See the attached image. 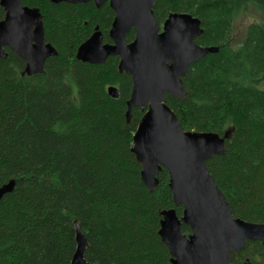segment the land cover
<instances>
[{
	"label": "trees",
	"instance_id": "trees-1",
	"mask_svg": "<svg viewBox=\"0 0 264 264\" xmlns=\"http://www.w3.org/2000/svg\"><path fill=\"white\" fill-rule=\"evenodd\" d=\"M23 5L40 9L46 41L58 54L32 76L10 49L0 58V188L13 183L0 199V264H71L77 226L92 264H172L159 234L161 212L182 216L183 207L174 204L165 168L154 191L142 180L132 147L145 111L133 109L127 122L131 76L119 72V57L100 65L77 59L96 27L112 43L109 3ZM250 6L261 21L235 47L233 23ZM172 13L200 19L197 44L219 51L192 65L184 100L167 96L166 103L185 131L231 133L226 153L207 167L234 217L264 224V0H157L159 24ZM134 38L132 31L127 40ZM111 86L118 99L108 94ZM248 261L264 264L261 242H248L231 264Z\"/></svg>",
	"mask_w": 264,
	"mask_h": 264
},
{
	"label": "water",
	"instance_id": "water-1",
	"mask_svg": "<svg viewBox=\"0 0 264 264\" xmlns=\"http://www.w3.org/2000/svg\"><path fill=\"white\" fill-rule=\"evenodd\" d=\"M54 4H87L97 9L109 3L115 18L109 33L112 43H105L99 27L77 51L84 63L105 64L119 57V72L132 79V93L127 102L126 119L133 109L144 110L133 136L132 152L142 167V180L152 192L159 185L158 175L166 169L175 209L161 212L159 234L167 245L172 264H231L233 253L242 252L248 242L264 245V224L235 218L224 193L217 186L207 162L226 153L231 133L185 131L166 103L167 96L184 100V78L193 64L218 47H204L196 40L204 34L200 19L186 13H172L163 24L154 14L157 0H50ZM5 18L0 21V58L6 49L25 63L24 74L43 73L49 58L57 56L47 43L40 9L23 5V0H1ZM134 31L135 38L128 42ZM108 94L119 98L111 86ZM13 183L0 188V199ZM191 229L186 235L183 226ZM77 249L71 264H92L85 258L87 239L76 230ZM245 264H251L249 261Z\"/></svg>",
	"mask_w": 264,
	"mask_h": 264
},
{
	"label": "rangeland",
	"instance_id": "rangeland-1",
	"mask_svg": "<svg viewBox=\"0 0 264 264\" xmlns=\"http://www.w3.org/2000/svg\"><path fill=\"white\" fill-rule=\"evenodd\" d=\"M250 7L248 13L239 14L233 23L232 38L235 47H239L243 42L247 27L252 23H259L261 21V14L258 9L256 7ZM260 88L264 89V83Z\"/></svg>",
	"mask_w": 264,
	"mask_h": 264
}]
</instances>
